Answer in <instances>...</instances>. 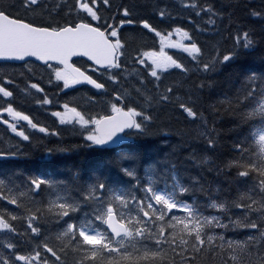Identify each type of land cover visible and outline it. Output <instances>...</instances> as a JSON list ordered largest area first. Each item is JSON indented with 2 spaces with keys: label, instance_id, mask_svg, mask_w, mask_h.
I'll return each mask as SVG.
<instances>
[{
  "label": "snow or ice",
  "instance_id": "1",
  "mask_svg": "<svg viewBox=\"0 0 264 264\" xmlns=\"http://www.w3.org/2000/svg\"><path fill=\"white\" fill-rule=\"evenodd\" d=\"M144 7L133 0H0V58L34 57L48 86L61 93L113 86L105 114L89 116L68 101L59 105L63 111H52L61 126L78 127L82 140L45 154L119 149L111 167L85 171L73 165L48 175L11 170L28 154L19 145L0 148V163L11 165L0 172V201L16 206L0 209V264H264V28L258 35L245 26L230 0H182L180 7L192 13L189 23L206 17V27L197 30L220 37L206 51L182 26L166 36L138 14ZM154 15L161 22L171 18L166 0H157ZM248 15L264 20V7L250 8ZM125 25L133 26L132 35H124ZM147 33L160 39V51L131 47ZM173 33L189 43L171 42ZM165 39L191 58L192 68L163 50ZM81 56L88 68L74 62ZM230 65H237L238 75L225 87L216 77ZM165 70L194 72L199 83L161 89ZM35 72L21 74L27 79L23 91L43 93L36 103L51 106L43 73ZM14 83L0 74V123L26 142L31 135L22 121L58 136L13 106ZM165 108L196 123V133L185 140L181 132L159 160L145 161L147 138L168 136L153 130ZM225 119L229 127L218 126ZM177 152L201 175L180 179ZM203 175L213 179L203 181Z\"/></svg>",
  "mask_w": 264,
  "mask_h": 264
},
{
  "label": "trees",
  "instance_id": "2",
  "mask_svg": "<svg viewBox=\"0 0 264 264\" xmlns=\"http://www.w3.org/2000/svg\"><path fill=\"white\" fill-rule=\"evenodd\" d=\"M116 2H119V0H116ZM133 2H138L146 6L140 9L138 14L151 19L154 26L163 30L165 35L171 30V28L182 26L186 31H189L190 36L193 39L204 46L206 51L211 42L220 39L219 36H213L197 30V25L206 27L204 24V21L207 19L206 17L196 18L193 16L194 22L189 23V17L192 15V13L191 10H185L180 7L182 0H166L171 9V18L165 19L164 22H161L160 19L154 15V6L157 0H133ZM201 2L203 3L205 0H201ZM208 2H211V0H208ZM223 2L228 3L229 0H223ZM230 2L233 5H236L235 16L240 17L245 26L254 28L259 35L261 29L264 28V20H261L258 17H249L248 10L250 8L259 9L264 7V0H230ZM113 11H115V8H113ZM28 15L31 16V13ZM104 15L110 14L104 13ZM123 27L125 36L133 34L131 32L133 26L125 25ZM186 43H189V40H187ZM140 44H143L148 48H153L157 51L160 46V40L152 33L142 34L138 37L136 43L131 45V47H136ZM167 54L173 56L175 59H179L189 68H192V64L189 63L191 58L187 57V54L181 49H171ZM256 62L257 64L259 63L258 53L256 54ZM29 64L37 66L34 63ZM78 65L84 69L88 67V64H86L84 61L79 62ZM8 66L5 63H0V74H7L15 81V83L12 85V88H10V90L14 92V98L10 102L13 103V106L17 110L23 111L25 114L29 115L34 122H37L42 126H46L50 130L53 128L57 129L59 135H46L44 133H40L38 129L33 130L27 126L25 129L31 135V142H26L15 136L14 133H11L10 130H6V126L0 123V148L19 145L28 154L27 158L21 160L16 165L15 169H11V165L0 163V172H7L11 169L26 170L28 172L40 174L58 175L60 173H67L73 165L78 166L85 171L101 166L111 167V154L113 152L119 151L118 148L99 150L80 147L68 152L57 151L51 156L46 155V148H70L72 145L80 144L82 140L80 130L71 126H61L58 119L52 118L50 116L51 110L58 109L54 103L51 106H41L39 104H35L32 99H28L26 101V99L29 97L20 96L18 92H20V89L25 87L27 83L26 78L21 77V74L25 72L21 67L24 66ZM236 69L237 65H230L226 67L221 72V74L216 77V79L224 82L225 87H227L230 82L236 80L238 75ZM160 76L161 89L169 87L180 88L182 82L183 88L186 89L187 86L193 81L199 83V80L197 79L198 74L194 72L184 75L180 72V70H165L161 72ZM99 78L102 80L105 79V77ZM42 87L45 88L46 93L51 99L59 98L61 99V104L65 101L71 102L74 106H78L80 110L84 111L89 116H94L97 113L105 114V108L108 106L105 102L113 100L111 96L113 86L111 84H108L107 86L111 88L110 90L107 88L106 90L97 91L84 86L82 88L76 87L75 90L68 92L65 91L62 94H59L57 92L58 89L48 86V84H44ZM124 87L128 88L129 85L125 84ZM93 96H96L97 98L95 103L91 102V98ZM37 98L42 99L43 97L37 96ZM0 103H3V101L0 100ZM3 115L5 118H7L6 114ZM209 119H211V117H209ZM21 125L23 126L24 123L21 122ZM218 126L225 128L229 127L227 119H225L224 124ZM156 128L161 130V135L164 132H167L168 136L165 139H159L157 136L147 138L145 144L142 146L143 159L145 161L159 160L164 153L169 151V147L167 146L176 145L178 143V141L181 139L179 135L181 132L185 133V136L183 137L185 140L193 137L196 133V123L187 122L178 112H173L169 108L158 110L153 130H156ZM182 156V152H177L175 154V163L177 165L176 171L179 174L180 179L187 183L191 176H199L201 174L200 171L193 166L191 161L183 160ZM160 167H165V165H160ZM113 171L115 170L113 169ZM201 179L203 181H208L212 180L213 178L203 175L201 176ZM216 186L217 185L215 183L212 184V188H215ZM15 207L16 206L14 205L8 204L7 201H0V209L7 208L9 210H15ZM16 224L18 227H21V222L18 221ZM48 255L50 256V254Z\"/></svg>",
  "mask_w": 264,
  "mask_h": 264
},
{
  "label": "rangeland",
  "instance_id": "3",
  "mask_svg": "<svg viewBox=\"0 0 264 264\" xmlns=\"http://www.w3.org/2000/svg\"><path fill=\"white\" fill-rule=\"evenodd\" d=\"M166 36H167V34H166ZM159 40H160V39H159ZM187 40H188L187 38L181 40L180 36H179L178 34H176V33H173V35L170 37V41H171V42H178V41H179V42H182V43H186ZM160 49H161V41H160L159 49H158L157 51H160ZM171 49H174V48L170 46L169 39H165L164 42H163V50H164L166 53H169V50H171ZM160 74H161V72H160ZM26 82H27V79H26ZM109 84H110V83H109ZM9 87L12 88V85H9ZM61 87H62V83H61ZM32 91L35 92V90H32ZM65 91L68 92L69 90H68V89H63V92H62V93H64ZM57 92H58L59 94H62L59 90H57ZM35 95H36V96H41V97H43L44 94H43V93H39V94H37V93L35 92ZM52 101H53L54 104H58V105L61 104V99H59V98L52 99ZM112 101H113V100H112ZM57 108H59V107H57ZM55 110H61V111H63L62 108L51 110V111H50V116H51L52 118H54V117L51 115V113H52V111H55ZM56 119H57V118H56Z\"/></svg>",
  "mask_w": 264,
  "mask_h": 264
},
{
  "label": "water",
  "instance_id": "4",
  "mask_svg": "<svg viewBox=\"0 0 264 264\" xmlns=\"http://www.w3.org/2000/svg\"><path fill=\"white\" fill-rule=\"evenodd\" d=\"M75 58H79V57H74L73 59H75ZM81 58H84V59L87 60L86 57H82V56H81ZM27 60H31V61H34V62H35V58H34V57H26L24 61H19V60H6V59H4V58H0V61H9V62H16V63L25 62V61H27ZM37 63H39V62H37Z\"/></svg>",
  "mask_w": 264,
  "mask_h": 264
},
{
  "label": "bare ground",
  "instance_id": "5",
  "mask_svg": "<svg viewBox=\"0 0 264 264\" xmlns=\"http://www.w3.org/2000/svg\"><path fill=\"white\" fill-rule=\"evenodd\" d=\"M256 9V8H255ZM31 151V150H30ZM39 151V150H38Z\"/></svg>",
  "mask_w": 264,
  "mask_h": 264
}]
</instances>
